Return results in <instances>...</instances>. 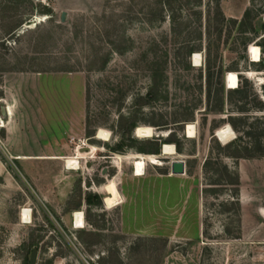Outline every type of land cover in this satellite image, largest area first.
Returning a JSON list of instances; mask_svg holds the SVG:
<instances>
[{
	"label": "rangeland",
	"instance_id": "1",
	"mask_svg": "<svg viewBox=\"0 0 264 264\" xmlns=\"http://www.w3.org/2000/svg\"><path fill=\"white\" fill-rule=\"evenodd\" d=\"M262 36L264 0H0V264L33 250L34 264H264V157L227 156L215 136L229 114L239 129L264 115V63L249 55L264 60ZM139 125L156 134L136 137ZM86 144L98 150L79 169L55 158ZM114 153L161 164L133 183L132 159ZM172 156L196 205L161 195L176 187L158 176ZM112 179L123 202L107 208Z\"/></svg>",
	"mask_w": 264,
	"mask_h": 264
},
{
	"label": "bare ground",
	"instance_id": "2",
	"mask_svg": "<svg viewBox=\"0 0 264 264\" xmlns=\"http://www.w3.org/2000/svg\"><path fill=\"white\" fill-rule=\"evenodd\" d=\"M38 19V18H36ZM249 55L253 62L259 61L260 59V49L255 45L249 46ZM192 63L194 66H198L201 64L202 56L199 52H194L191 57ZM226 84L227 88L234 89L238 85V75L236 72L229 71L226 73ZM7 114H11V109L7 108ZM156 134V130L154 127L149 125H139L134 129V135L139 138H149ZM195 134V127L193 124L189 123L186 127V135L187 137H194ZM158 136V135H157ZM215 136L217 139L222 143L226 144L231 141L235 137V133L232 127L229 124L224 125L223 127H219L215 130ZM97 139L101 141H109L110 140V132L100 128L95 136ZM87 149H83L85 147H81L80 145L76 146V156L71 157H63L65 166L67 169L76 170L80 168L81 159L85 158L86 154L89 153H96L98 150L95 146L84 145ZM86 151V152H82ZM162 153L163 154H175V149L172 144H165L162 146ZM118 155H116L117 158ZM128 160V158L132 159V169L133 172L138 175L142 176L145 173V167L147 164H161L159 158L155 155H142V154H132L130 156H122L119 155L118 159L121 160L122 158ZM22 158V157H17ZM55 158H62V157H55ZM118 160V162H119ZM173 174V173H171ZM103 191L106 193L104 196V204L107 208L119 205L122 200V196L118 190L117 183L115 179L109 180L106 184L102 187ZM21 218L24 223L30 222L31 215L29 209L24 208L21 212ZM83 213L78 211L73 214V227L74 228H83L84 227V220H83Z\"/></svg>",
	"mask_w": 264,
	"mask_h": 264
},
{
	"label": "trees",
	"instance_id": "3",
	"mask_svg": "<svg viewBox=\"0 0 264 264\" xmlns=\"http://www.w3.org/2000/svg\"><path fill=\"white\" fill-rule=\"evenodd\" d=\"M222 17L224 18L225 16L222 14ZM246 17H248L247 10H245L241 19L238 21L239 24H242ZM232 21L237 22V19H233ZM252 28L254 27L252 26ZM262 38H264V36L260 37V39ZM243 48L244 50L246 49L245 43H244ZM205 51H206V57L208 59L209 51L207 48L205 49ZM256 62L264 63V60L261 58L259 61H256ZM239 74L240 73H238V75ZM233 91L240 92L241 88L237 86L235 89H233ZM263 92H264V87H263ZM262 104H264V102H262ZM258 110L264 112V109L258 108ZM235 117H238V116H235L233 114L227 115L228 119L226 123L230 124L234 132L235 131L237 132V135L235 136V138L225 144L226 148H231V147L234 148V150L230 152L227 156L233 157L235 159L264 157V115L263 114L253 115L252 117H250L251 119H253L254 122H252L251 124H249L247 127L243 129L237 128L236 124L231 120ZM248 118L249 117L245 115V117H243L242 119L247 120ZM120 145L122 146V143H120ZM159 150L160 149L158 148V150L152 152V154H159L160 152Z\"/></svg>",
	"mask_w": 264,
	"mask_h": 264
},
{
	"label": "crops",
	"instance_id": "4",
	"mask_svg": "<svg viewBox=\"0 0 264 264\" xmlns=\"http://www.w3.org/2000/svg\"><path fill=\"white\" fill-rule=\"evenodd\" d=\"M103 142H107V141H103ZM85 148H83V149H85ZM16 157H21V156H16ZM158 176L160 177L159 179H161L164 182H174V183H176V187L173 190L172 189H165V190H163L161 192L162 193L161 195H164V197H166L168 195L170 199L173 198V200H175L176 202H178V200H180L181 202L186 203V205H188V203H195L194 202L195 201L194 200V196L192 195V189L189 187V184H188L187 180H184L183 178H181V176H179L177 174L172 175V176H169L168 174H159ZM132 177H133V180H132L133 183L142 182V181H148L149 180V179H147L145 174L142 175V176H138L134 172L132 174ZM195 205H196V203H195ZM163 208L164 207H162V209ZM76 212H78V211H76ZM186 216H187V214H186ZM167 217H169V216L167 215ZM174 217L178 218V215H176ZM187 218H188V216H187ZM83 220H84V218H83ZM197 229H198V232H199L200 231V226L199 225H198ZM142 231H144V230H142Z\"/></svg>",
	"mask_w": 264,
	"mask_h": 264
},
{
	"label": "built area",
	"instance_id": "5",
	"mask_svg": "<svg viewBox=\"0 0 264 264\" xmlns=\"http://www.w3.org/2000/svg\"><path fill=\"white\" fill-rule=\"evenodd\" d=\"M164 145V143L162 144V146ZM83 147V146H81ZM114 155H116L115 153L111 156V158H115ZM159 155V154H156ZM166 155H173V154H166ZM173 162H181L183 164V171L182 172H178V173H173L172 172V164ZM168 165V174L173 173V174H177V175H184L186 173V162L184 159L179 158V157H171V159L168 161L167 163Z\"/></svg>",
	"mask_w": 264,
	"mask_h": 264
},
{
	"label": "water",
	"instance_id": "6",
	"mask_svg": "<svg viewBox=\"0 0 264 264\" xmlns=\"http://www.w3.org/2000/svg\"><path fill=\"white\" fill-rule=\"evenodd\" d=\"M182 171H183V164L181 162H173V164H172V172L173 173H178V172H182ZM35 253H36L35 250H33L32 253H31L30 264H34Z\"/></svg>",
	"mask_w": 264,
	"mask_h": 264
}]
</instances>
